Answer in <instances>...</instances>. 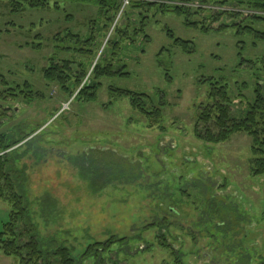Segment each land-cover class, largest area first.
<instances>
[{
    "label": "rangeland",
    "instance_id": "rangeland-1",
    "mask_svg": "<svg viewBox=\"0 0 264 264\" xmlns=\"http://www.w3.org/2000/svg\"><path fill=\"white\" fill-rule=\"evenodd\" d=\"M57 1L65 13L11 14L0 1V73L12 88L27 81L44 95L30 103L8 93L0 99V113L6 112L0 133L20 140L29 132L11 149L19 147L9 173L19 177L40 239L72 246L77 264H90L83 254L87 246L111 236L127 239L100 252L103 264H264V175L251 174V138L239 133L208 145L196 135L197 124L205 129L199 115L213 102L209 79L227 86L238 116L254 99L256 77L264 78V40L245 31H264V20L251 17H264L254 8L264 0H192L189 17L196 26L159 6L140 15L120 0L117 22L98 39V50L82 57L89 67L112 63L114 71L129 75L98 79L102 85L93 101L75 99L78 92L68 96L43 76L52 58L68 57L56 54L57 33L63 36L68 28L84 36L99 16L93 5ZM143 16L149 41L132 29ZM131 21L126 36L112 34L116 25L124 29ZM167 28L188 43L186 49ZM121 91L144 94L139 100L145 108L160 113L151 118ZM10 210L0 197V226ZM0 264L18 260L0 255Z\"/></svg>",
    "mask_w": 264,
    "mask_h": 264
},
{
    "label": "trees",
    "instance_id": "trees-1",
    "mask_svg": "<svg viewBox=\"0 0 264 264\" xmlns=\"http://www.w3.org/2000/svg\"><path fill=\"white\" fill-rule=\"evenodd\" d=\"M0 1L6 2L11 14H20L28 10L53 9L58 10L59 13L66 12V7H61L57 0ZM119 1L120 0H66L67 3H75L74 5H76V3L93 5L99 8V16L98 18L91 20L89 32L84 36H81L80 33L68 28L62 30L65 31L63 36H58L59 33H57L55 39L60 45L56 46L58 49L56 54L59 55L60 53H63L68 55V57L62 59L61 62H56V59L52 58L51 63L46 67L44 66L43 76L48 83L60 84V88L67 90L68 96L70 95L71 97L75 92H78L75 99L85 98L87 101H93L96 99V89L102 85L98 79L116 75H129V73L123 75V73H125L123 70L114 71L112 63L101 66L100 62L96 61L93 67H89L90 61L89 64L85 63L84 58L82 57L85 55H91L95 49L98 50L101 44L98 39H100L102 35L106 37L109 34L111 28L110 25L114 23L116 15L121 8ZM191 1L192 0H132L129 5L133 9H138L140 15L144 14L145 8L150 9L152 6H159L161 12H172L182 16L184 15L186 25L196 26V22H192L189 17L191 10L188 5ZM256 3L254 6L257 8L251 6L255 9H261L264 11V3L258 1ZM232 15L234 16L235 14ZM102 17L108 21L107 24L102 25L98 21V19ZM251 17L259 19V21L264 20V17L257 13L253 14ZM142 18L144 21H142L140 25H133L134 27L132 29L136 36L140 34L143 35L141 41H149L150 37L145 33V21L148 16H143ZM132 24L131 21V23H129L124 29L117 27L116 25L112 34L116 32L119 34V37H124L129 30H131L129 27H131ZM239 26L246 27L241 24H239ZM102 28L104 31L102 34H99L100 29ZM166 30L171 37H174L170 29L167 28ZM245 32L264 40V31H257L250 27H246ZM65 43L66 45H64ZM110 43H112L111 37H109L106 44L108 45ZM118 43L119 40L117 38L115 44L120 48ZM175 43L180 44L184 49L187 48L188 44L179 38H175ZM32 44H34L33 46L35 47L41 43L35 44V42H33ZM192 51H194V49H192ZM242 63L243 59L241 61V64ZM247 63L251 68H254L253 65H251V60L247 61ZM262 63H264V59L262 60ZM72 75L75 81L73 82V87H71L72 91L70 93L69 81L71 80ZM87 77V81L84 82ZM214 80L215 79L212 80V78L209 79L211 85L209 98L212 99L213 102L203 110L197 121L198 123H204L205 129L204 131L200 130V125L197 124V137L204 143L210 145L225 143L235 134H247L252 141V160L250 163L251 174L254 177L264 175V82L261 81L264 80V78L256 77L257 81L254 85V99L248 103L247 108L241 112L240 116L232 113V97L227 91V86H222V83H220L221 81ZM26 82L27 81L24 82V85L19 84L16 85L15 88H12L9 81L2 73H0V86L6 88L5 90L0 89V99L6 98L5 93H8V95L13 98L23 97L28 103L32 100L44 97L42 93L33 91L31 85ZM244 86L247 87L246 82ZM78 88L79 90H77ZM121 92L130 96L131 102L135 108H138L143 113H147L151 118L157 117L156 115L160 113L157 109L153 111L145 108V105L139 100L144 94L133 91ZM3 114H6V112L4 111L0 113V125L4 124ZM213 127L216 128V132L213 130ZM25 133L27 134L29 132ZM26 134L22 135L20 140H12L13 137L9 136V133H0V197L6 200L11 207L9 221L0 226V255L14 257L18 260V264H77V260L72 254V246L60 245L59 247H56L55 244L58 241L55 240L54 237H49L48 240L40 239L36 225L31 222L29 210L25 206L24 198L22 196L24 193L21 190L22 187L19 182V177L14 179L15 175H17L15 174V171L12 174L9 173V170L14 165V159L11 157L16 158L15 156L19 147L13 150L11 149L13 146L20 143L19 141L25 139L29 135ZM32 141L33 140H29L25 145H30ZM20 173H22V170H20ZM182 190L183 189L180 190L182 194H186V191H188L187 189H185L186 191ZM43 205L45 206V209H47L51 207L52 203L49 204L48 200L44 199ZM22 223L24 224V227H20ZM126 239L127 238L118 239L117 237L111 236L105 242L90 243L83 254L85 257H90V264H95L96 262L97 264H103V258L105 257L99 258L100 252L109 253L115 243H124ZM162 241V245L166 246L167 243L165 237L162 238ZM174 249L176 248L174 247ZM174 251H177V249Z\"/></svg>",
    "mask_w": 264,
    "mask_h": 264
},
{
    "label": "built area",
    "instance_id": "built-area-1",
    "mask_svg": "<svg viewBox=\"0 0 264 264\" xmlns=\"http://www.w3.org/2000/svg\"><path fill=\"white\" fill-rule=\"evenodd\" d=\"M124 1H125L126 4H130V2H131V0H124ZM121 9H122V8H121ZM121 14H122V13H121ZM117 18H118V17H117ZM115 21L117 22L116 19H115ZM115 21H114V25H115V23H116ZM114 29H115V28H114Z\"/></svg>",
    "mask_w": 264,
    "mask_h": 264
}]
</instances>
